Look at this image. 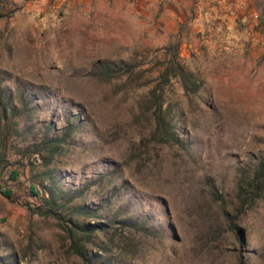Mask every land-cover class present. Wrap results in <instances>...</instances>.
Returning a JSON list of instances; mask_svg holds the SVG:
<instances>
[{
    "label": "rangeland",
    "instance_id": "1",
    "mask_svg": "<svg viewBox=\"0 0 264 264\" xmlns=\"http://www.w3.org/2000/svg\"><path fill=\"white\" fill-rule=\"evenodd\" d=\"M0 13V90L26 95L34 127L76 121L54 167L73 187L97 179L77 202L107 200L99 221L118 218L103 261L264 264V192L243 213L237 195L264 154V0H0ZM174 54L203 82L191 97L179 80L162 86L179 145L156 143L145 103ZM105 61L135 70L100 78ZM13 144L25 146L14 139L0 164L14 190L0 194L1 263L83 264L55 220L29 210L43 167Z\"/></svg>",
    "mask_w": 264,
    "mask_h": 264
},
{
    "label": "trees",
    "instance_id": "2",
    "mask_svg": "<svg viewBox=\"0 0 264 264\" xmlns=\"http://www.w3.org/2000/svg\"><path fill=\"white\" fill-rule=\"evenodd\" d=\"M4 16L0 13V18ZM164 66L159 76L161 88L151 91L145 102L148 105L146 109L155 123L153 137L156 143L179 145L181 141L169 117L162 86L171 84L173 79L179 80L185 94L191 97L200 92L203 82L195 73L186 68L178 54L171 56ZM95 70L96 76L112 80L122 78L123 74H131L135 69L132 66L122 69L116 62L105 61L99 62ZM32 112L33 110L27 106L26 95L23 92L10 93L0 90V164L5 162L4 158L9 150V144L14 139L24 142L25 146L22 148L12 145L17 155L21 158L36 156L43 167L42 171H37L32 177L29 187L30 197L38 200L39 204L34 208L30 205L29 210L33 215L54 219L67 235L71 251L83 261V264H109L103 261V253L115 243L114 236L117 234L110 235V231L118 218H108L106 222L99 221L102 217V210L108 208L107 200H102L99 207L88 205L85 201L77 202L84 198V191H87L97 179H87L82 188L73 187L67 185L63 180L62 172L54 167V163L62 155L65 147L70 144L69 140L76 130V121L66 115V125L61 128L57 129L53 123L34 127L29 120ZM73 118L78 120L79 115ZM33 164L30 163L32 166ZM18 175V172H13L10 180L16 181ZM237 189L243 213L245 212L244 207L253 206L264 192V154L251 170H241ZM0 194L12 200L14 190L0 184ZM223 215L235 230L241 231L235 223L237 216L228 209L226 203L223 205ZM118 224L124 232L130 228H148L144 221L138 222L137 220H120ZM101 235L105 236L104 240L100 239ZM1 262L0 259V264Z\"/></svg>",
    "mask_w": 264,
    "mask_h": 264
}]
</instances>
